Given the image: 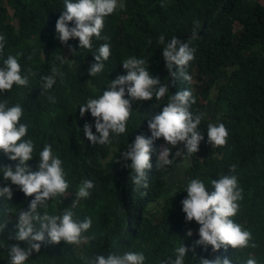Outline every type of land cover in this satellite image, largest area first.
<instances>
[{"label": "trees", "instance_id": "16d2710c", "mask_svg": "<svg viewBox=\"0 0 264 264\" xmlns=\"http://www.w3.org/2000/svg\"><path fill=\"white\" fill-rule=\"evenodd\" d=\"M63 10V0H0V34L6 41L3 58L19 53L22 73H31L27 86L14 85L0 93V101L22 106L20 122L28 125L25 138H31L35 146L28 162L31 170L37 168L39 151L49 144L62 160L68 182L66 192L39 211L58 215L72 206L82 180L94 184L90 196L71 209L76 220L91 218L90 229L82 234L86 240L53 244L46 239L26 264H88L96 255L126 251L142 252L144 264H161L174 257L177 246L184 243L191 249L198 239V224L186 222L182 212L187 182L198 177L210 192L211 181L229 174L231 165L236 166L234 174L243 197L231 219L251 232L250 243L256 247L228 246L213 253L210 246L207 250L195 246L194 252H187L185 264H198L201 257H227L234 264H245L249 254L257 264H264V0H125L123 9L104 20L101 36L106 39L93 37L91 49H79L78 39L66 44L58 40L55 24ZM160 35L166 42L178 37L195 49L185 69L190 80L179 73L170 75ZM104 43L110 45L109 59L101 73L90 77L93 54ZM130 56L144 59L150 74L169 85V94L191 91L195 102L190 111L203 114L198 127L204 140L198 152L187 157L186 180L174 194L168 192L170 176L183 159L176 157L173 164L158 169L157 156L163 146L172 148L170 159L177 151L183 153L182 143L173 147L165 145L162 137L154 141L147 188L133 183L135 173L127 167L130 161L121 156L136 135L150 136L147 121L162 111L167 95L160 101L153 97L133 102L126 132L110 135L111 143L92 144L83 134L84 124H94V118L88 112L81 117L79 106L89 97L102 95L112 79L125 74L122 62ZM53 68L63 77L57 76L53 88L45 90L41 78L51 75ZM208 123L224 124L228 130L224 145L207 142ZM8 164L15 166L0 151V165ZM5 184L11 186L13 195L11 200L0 198V224L4 225L0 264H9L8 250L13 244L27 246L10 237L17 230L19 212L27 210L34 198L0 178V187ZM189 229L191 237L186 236Z\"/></svg>", "mask_w": 264, "mask_h": 264}, {"label": "clouds", "instance_id": "9594fccd", "mask_svg": "<svg viewBox=\"0 0 264 264\" xmlns=\"http://www.w3.org/2000/svg\"><path fill=\"white\" fill-rule=\"evenodd\" d=\"M64 10L60 12L56 20V37L62 44L70 39H78L79 49H91L93 37L106 39L101 36L104 20L117 9L125 7V0H63ZM71 22V23H70ZM198 21L194 24L198 25ZM197 33L193 31L192 38ZM158 41L164 45L162 57L165 66L172 77L177 73L183 79L190 80L191 77L185 72L189 63L194 59L195 49L189 43L181 41L173 36L167 42L164 35H160ZM5 36L0 34V93L11 90L13 86H27L28 75L21 71V65L17 59L20 55L8 54L3 58L5 47ZM76 53L73 51V54ZM110 56V45L101 44L93 54L94 63L88 68L90 77L101 73L105 68V61ZM58 59L63 62L62 57ZM146 61L135 56L127 57L122 62L125 74L117 75L111 80L102 95L95 98L89 97L85 103L79 106L81 117L85 112L94 118V124L85 123L83 134L92 144L111 143V136L124 134L127 122L132 113V103L135 101H148L153 97L157 101L167 95V103L161 112L152 116L147 121L150 136L136 135L132 143L128 144L127 150L121 153L124 160L130 161L127 165L135 175L133 183L139 187L147 188L148 172L152 169L151 155L153 143L156 139L163 138L165 145L173 147L181 143L184 152L177 151L170 159L172 148L162 147L157 156L156 168H164L171 165L176 157L185 161L193 153L198 152L199 145L204 140L203 132L200 131L203 114H193L190 106L194 103L191 91L184 89L169 94V85L162 83L159 77L151 75ZM175 66L176 71H172ZM57 76L63 77L62 72L56 68L52 69L51 75L42 77L43 89H51L56 84ZM49 100L55 103V98L49 96ZM23 109L20 104L8 106L6 101H0V151H2L12 164L0 165V178L10 181L11 185L18 186L26 197L33 196L27 210H21L17 217L16 231L14 237L18 242H25L26 247L20 243L13 244L8 250L9 264H26L33 251L39 252L41 243L46 239L49 243L79 244L86 240L82 234L91 227V218L84 220L74 219V208L80 199L90 196L94 184L89 179L82 180L76 191V199L72 206L60 214H49L39 211L48 207V201L64 194L68 189L62 160L52 150L51 145L45 144L39 151L38 165L35 171L29 166L33 158L34 143L31 138H25L28 125L21 123ZM95 128V133L92 128ZM207 142L210 145L222 146L226 143L228 130L223 123H208ZM98 134V135H97ZM235 165L229 168V174L221 175L212 180V191H208L205 182L200 178L190 179L184 192L186 197L182 199V212L185 221H195L198 224V239L195 240L193 248L189 249L184 243L174 249V257H168L161 264H185V256L188 251H195V246H201L207 250L210 246L214 253L221 248L231 246L233 249H244L256 247L250 243L251 232L234 222V217L239 210V201L242 200V189L238 185L235 173ZM173 193L178 191L173 188ZM12 188L10 185L0 187V198L12 199ZM4 225L0 224V233ZM192 230L186 232L191 237ZM0 247L4 242L0 241ZM145 256L142 252L126 251L122 254L108 253L99 254L88 261V264H144ZM198 264H234L230 258L216 257L207 259L201 257ZM245 264H257V260L249 254Z\"/></svg>", "mask_w": 264, "mask_h": 264}, {"label": "rangeland", "instance_id": "374dc122", "mask_svg": "<svg viewBox=\"0 0 264 264\" xmlns=\"http://www.w3.org/2000/svg\"><path fill=\"white\" fill-rule=\"evenodd\" d=\"M11 15V12H9ZM210 106V105H209ZM211 107V106H210ZM187 166L188 163L186 162ZM185 161L181 160L174 168L173 173L171 174L170 178V184L168 188V192L170 194H174L172 189L175 188L177 191L180 189V187L184 184L186 178H185Z\"/></svg>", "mask_w": 264, "mask_h": 264}]
</instances>
